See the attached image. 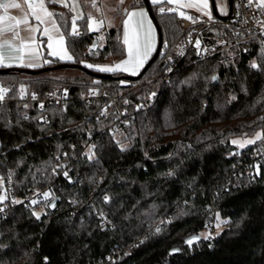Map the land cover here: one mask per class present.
Instances as JSON below:
<instances>
[{
    "label": "trees",
    "instance_id": "16d2710c",
    "mask_svg": "<svg viewBox=\"0 0 264 264\" xmlns=\"http://www.w3.org/2000/svg\"><path fill=\"white\" fill-rule=\"evenodd\" d=\"M161 6L150 5L159 54L130 80L98 70L124 57L120 6L100 37L83 23L69 35L70 12L51 4L72 59L38 73L0 69V182L19 201L2 206L0 264H264V157L254 155L264 146V40L212 29L205 42L227 47L181 55L185 33ZM111 100L131 102L121 131L97 118ZM257 130L254 144L232 145ZM37 190L60 198L53 211L27 203ZM216 217L219 233L183 246Z\"/></svg>",
    "mask_w": 264,
    "mask_h": 264
},
{
    "label": "snow or ice",
    "instance_id": "6c2138e0",
    "mask_svg": "<svg viewBox=\"0 0 264 264\" xmlns=\"http://www.w3.org/2000/svg\"><path fill=\"white\" fill-rule=\"evenodd\" d=\"M51 3H61L63 0H49ZM153 5L168 3L175 4L177 8H194L198 12L208 15L209 19H212L211 14L206 11L209 7L208 0H151ZM249 4L253 3V0H248ZM26 11L22 16H10L8 15L9 9H20L22 5L15 2V0H0V10L3 11V15H0V65H5L7 60H15L19 62L21 66H24L26 59L33 60L38 59L41 55L40 43L35 35L40 33L47 38L48 55L52 57H58L61 60H71L72 57L68 55L65 49V35L61 34L60 28L57 26V22L53 19L55 15L49 11L46 7L45 0H24ZM63 6L67 7L66 4ZM93 7H96L95 0H93ZM258 7L264 8V0H258ZM75 10V9H73ZM176 9H169L168 11H175ZM160 13H165V8L159 9ZM128 18L123 22V44L126 47L127 59L122 60L120 63L113 65L112 67H100L99 71L104 72H128L130 75L138 74L140 68H142L154 50L155 36L154 29L152 28L151 21L148 20L147 13L143 10L138 12H129ZM181 18L191 19L186 16L184 12H179ZM35 21V23H31ZM79 13L73 18L72 32L69 35H79V31L76 26V20L80 19ZM102 21L97 22L89 17L88 28L93 30L102 25ZM24 26V30L28 31L30 35L27 39L21 36V27ZM40 26H43L41 29ZM199 47V41L196 42ZM15 53V55H7L6 51ZM49 63V61H45ZM7 66V65H5ZM27 66H34L28 64ZM86 67H93L92 65H86ZM253 68L257 65L253 64ZM215 80L216 77H213ZM24 90L21 89V92ZM7 89L0 88V101L5 99ZM35 99V97H33ZM256 139H261V135L258 133ZM233 144L243 148L247 144L255 143L254 140H234ZM123 150V149H122ZM67 175V173H65ZM47 195V194H45ZM4 198L0 197V201ZM108 198L105 197V202ZM19 203V201H16ZM35 203V201H33ZM3 209H0L2 211ZM37 219L39 214L34 213ZM189 244L192 241H188Z\"/></svg>",
    "mask_w": 264,
    "mask_h": 264
},
{
    "label": "built area",
    "instance_id": "2783aa9c",
    "mask_svg": "<svg viewBox=\"0 0 264 264\" xmlns=\"http://www.w3.org/2000/svg\"><path fill=\"white\" fill-rule=\"evenodd\" d=\"M235 7L234 10L228 15L226 19H209V18H200V19H184L177 18V25L181 32L185 33V39L181 41L179 45L180 54H184L187 51L191 50L195 57L203 58L210 51L215 48H225L227 47V40L224 37H218L215 44H207L204 40L205 35L210 32L212 29L219 30V36L228 34L231 37H236L241 32H247L254 34L258 39L264 40V8L258 7V4L255 0L250 5L248 0H234ZM93 4V3H92ZM95 4L97 9H101V1L95 0ZM165 8V13L170 12L167 7L161 6ZM157 8V13L161 14L159 9ZM175 9V8H172ZM176 11V10H175ZM171 11V12H175ZM164 14V13H163ZM100 19H104V16L101 14ZM97 32L99 34H107V27L103 23L98 29ZM199 41V47H197L196 42ZM97 50L96 44H89L86 47V51L90 53H94ZM90 96L85 97V100H88ZM31 100V99H30ZM1 102V101H0ZM59 104V102H58ZM131 102L127 100L125 104L119 106L115 103V100L109 101L106 105H103L100 109L97 118L104 119L110 118V123L107 125L108 127H112L117 131H121L125 126L126 122L124 121V117L127 114V106H130ZM63 106V105H61ZM138 108H144L142 103H139ZM254 155L257 156L256 162H259L260 157H264V146H258L255 149ZM236 176H239L238 170L236 171ZM235 176V177H236ZM230 181L226 182L224 185V189L227 190L229 187ZM8 197L10 198L11 204L15 205V197L12 191L11 185H8ZM47 194V195H45ZM55 198V194L53 191H44L37 190L33 193L32 197L28 198L27 203L31 205H38L41 209H48L49 203ZM35 201V203H33ZM0 209H3L2 207ZM1 213V211H0ZM106 225V221L102 220L101 230L104 229ZM210 232V235H213V226L205 229Z\"/></svg>",
    "mask_w": 264,
    "mask_h": 264
},
{
    "label": "crops",
    "instance_id": "0c3cea01",
    "mask_svg": "<svg viewBox=\"0 0 264 264\" xmlns=\"http://www.w3.org/2000/svg\"><path fill=\"white\" fill-rule=\"evenodd\" d=\"M67 1H68L67 7H65V6H63L62 4H59V3H51V2H49V0H45V4H46V7L48 8V10L51 11V12H52L51 7H50L51 4L52 5H59L64 10L70 12L69 24H68V29H67L68 30L67 31L68 34H70V27L72 25L73 18L75 17V15L71 13L70 8L74 7L75 4H77V3L80 5V9H81V12H82L81 18L76 20L77 29H79L80 23H83V26H85L87 28V30L89 32H92V33L97 32V29L100 26L97 27V28H94L93 30H89V28H88L89 17H91L93 20H95L97 22H100V21H102V19H100V15L102 14L104 16V19H103L102 22L106 25V22H105L106 21L105 20V16H106L105 15V11H109L112 8L114 9L117 6H120V7L124 8V10H123V19L121 21V41H122V44H123V22H124L125 19L128 18L127 14L129 12L141 11V7L140 6L131 7V5L132 4H139L140 2H143V0H100L101 1V9H97V8H94L92 6L93 0H67ZM255 1L258 4V0H255ZM15 2L20 3L22 5V7L20 9H9L8 15H10V16H22L25 13V11L27 10L26 6L24 5V0H15ZM148 2H149L150 5H153L151 0H148ZM125 3H127V4H125ZM157 5L158 6L159 5H163V6L167 7L168 9L175 8L176 11L172 12V13H174L176 15V18H181L180 15H179V12H181V11L184 12L186 16H188L190 18H193V19L209 18L208 15H204V14L198 12L194 8H182L181 9V8H177V6L175 4H168V3H161V4H157ZM208 5H209V7H208V9L206 11H208L211 14L212 18H214V19H219L220 20V19L228 16L231 13V11H232L231 4H230V2L228 0H208ZM125 8H126V10H125ZM144 8H145V6H144ZM213 9H214V12H213ZM147 13H148V11H147ZM0 15H3V11L2 10H0ZM148 16H149V14H148ZM149 18H150V16H149ZM53 19H55L54 16H53ZM30 22L31 23H35V21H31V18H30ZM103 23H102V25H103ZM57 26L60 28L58 23H57ZM40 27H41V29L43 28V26H40ZM106 27H108V26L106 25ZM20 31H21V36L24 37L25 39H27L30 35H32L28 31L24 30V26L21 27ZM60 32H61V34H64V32L61 30V28H60ZM35 35L38 38V42L40 43V48H41V55H40V57L38 59H33V60L26 59L25 62H24V66H21L19 64V62L15 61V60H7V61H5V65H7V66L0 65V69H2V68H28V69H31V70H35V69L41 68L45 64L46 60L47 61L58 60V61H62V62L69 61L67 59L61 60L58 57L49 56L48 55V49H47V46H46L47 45V38L42 36L39 32L36 33ZM102 35L103 34H99L100 37ZM157 44H158V35L156 36V41H155V44H154V50L152 51V53L149 56V58L147 59V61L150 59V57L155 52ZM123 46H124V52H125L124 57L121 60H119L118 62H116L115 64H118L122 60H125V59L128 58L127 57L126 47H125L124 44H123ZM65 49L67 50L66 42H65ZM5 51H6L7 55H15V53L8 52L7 50H5ZM67 52H68V50H67ZM68 55L70 56L69 52H68ZM146 62H145V64H146ZM28 64H32L34 66H27ZM115 64H113V65H115ZM112 66H110V67H112ZM142 68L139 69L138 73L141 71ZM118 72H122L124 74L129 75V76H135V75H130L128 72H123V71H118Z\"/></svg>",
    "mask_w": 264,
    "mask_h": 264
},
{
    "label": "rangeland",
    "instance_id": "374dc122",
    "mask_svg": "<svg viewBox=\"0 0 264 264\" xmlns=\"http://www.w3.org/2000/svg\"><path fill=\"white\" fill-rule=\"evenodd\" d=\"M71 2V1H70ZM23 3V2H22ZM128 3V2H127ZM127 3H125V4H127ZM59 4H61V3H59ZM63 4H68V1L67 0H63ZM62 4V5H63ZM128 6V5H127ZM126 6V7H127ZM24 7V6H23ZM118 7V6H117ZM117 7L116 8H112L111 10H109V11H105V22H106V25L109 27V26H112L113 25V22H114V17H115V15H116V12H117ZM124 7V6H123ZM73 9H75V10H73ZM136 10V9H135ZM141 10H143L144 12H146L147 13V11H146V9L144 8V6H142L141 7ZM70 11H71V13L72 14H74L75 16L77 15V13H79L80 14V16H82V12H81V9H80V5L77 3V4H75V6L74 7H71L70 8ZM147 17H148V20L149 21H151V24H152V28L154 29V36H155V41H156V36H157V31H156V28L154 27V25H153V22H152V20L149 18V16H148V13H147ZM72 32V25H71V27H70V33ZM67 73H72V74H80L78 71H76V70H74V69H72V68H68L67 70ZM52 72H55V71H52ZM51 73V72H50ZM260 134L261 135V131L260 130H257L255 133H253L252 135H250V136H247V137H240V136H233V137H231L230 138V141H231V143H232V141H234V140H240V141H244V140H249V139H251V140H254L255 142L257 141V139H256V136H257V134ZM117 140H120V136H117ZM254 144V143H253ZM126 145V142H124V141H122L121 142V146L122 147H124ZM232 145H234L236 148H238V149H241V147H239L238 145H236V144H233L232 143ZM249 145H252V144H247V145H245L243 148H245V147H247V146H249ZM0 197H3L4 199L2 200V201H0V208L3 206V204L6 202V201H8L10 198L8 197V193H7V190L5 189V187H4V185H3V183L2 182H0ZM15 200H17V199H15ZM36 214H40L41 212H42V210L40 209V208H37L36 209ZM213 233L212 234H217V233H219L220 231H221V229H222V226H221V219L219 218V217H216V219H215V221L213 222ZM200 236L201 237H207L208 236V234L210 235V232L209 231H207V230H203V231H201L200 233Z\"/></svg>",
    "mask_w": 264,
    "mask_h": 264
},
{
    "label": "water",
    "instance_id": "95a60500",
    "mask_svg": "<svg viewBox=\"0 0 264 264\" xmlns=\"http://www.w3.org/2000/svg\"><path fill=\"white\" fill-rule=\"evenodd\" d=\"M230 3L232 2V0H228ZM143 3H144V6H145V8H146V10L148 11V14H149V16H150V18H151V20H152V22H153V24H154V26H155V28H156V31H157V35H158V44H157V47H156V50H155V52L153 53V56L147 61V63L144 65V67L141 69V71H140V73L137 75V76H140L141 75V73H143L144 71H145V69L148 67V66H150V64L156 59V57L158 56V54H159V51H160V47H161V35H160V30H159V28H158V26H157V23H156V21H155V18H154V15L152 14V12H151V8H150V4H149V2H148V0H143ZM213 12H214V9H213ZM62 66H64V65H60V66H58L57 68H60V67H62ZM47 69H42V70H32V71H30L31 73H38V72H40V71H46ZM1 73L2 72H5V71H0ZM94 76H96V77H102L101 75H99V74H93ZM132 78H134L133 76H128L127 77V79L128 80H130V79H132ZM214 80V79H213ZM60 201V198H58V197H56V198H54L50 203H49V206H48V208H49V210L50 211H53L55 208H56V206H57V203ZM201 236L199 235V234H193V235H191V236H189V237H187L185 240H184V242H183V246H191V245H194V244H196V243H198L200 240H201ZM192 241V243L191 244H189L188 243V241ZM178 253H180V249H178V248H174V249H171L170 251H169V254L170 255H175V254H178Z\"/></svg>",
    "mask_w": 264,
    "mask_h": 264
}]
</instances>
